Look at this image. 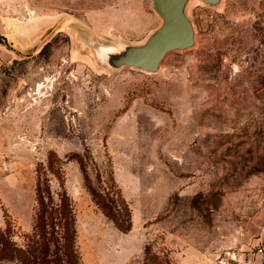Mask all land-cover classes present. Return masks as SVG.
I'll list each match as a JSON object with an SVG mask.
<instances>
[{"label": "rangeland", "instance_id": "1", "mask_svg": "<svg viewBox=\"0 0 264 264\" xmlns=\"http://www.w3.org/2000/svg\"><path fill=\"white\" fill-rule=\"evenodd\" d=\"M186 12L194 46L147 73L111 70L100 52L145 42L162 22L151 0H0V227L8 218L17 244L55 153L81 264H145L149 244L164 264L264 260V0ZM74 153L97 188L111 166L129 232L95 205Z\"/></svg>", "mask_w": 264, "mask_h": 264}, {"label": "trees", "instance_id": "2", "mask_svg": "<svg viewBox=\"0 0 264 264\" xmlns=\"http://www.w3.org/2000/svg\"><path fill=\"white\" fill-rule=\"evenodd\" d=\"M0 39H5L0 35ZM6 40V39H5ZM80 165L84 175L85 187L95 205L108 217L121 232H129L132 228V212L113 178L111 166L105 174L109 178L108 188L95 187L84 155L74 153L67 156ZM65 161L55 153L48 157L47 165L37 169L36 182V212L34 227L26 234L24 246L17 244L14 239V225L6 220V225L0 227V262L10 264H81L80 255L76 248V216L72 200L65 187ZM49 172L59 181V190L51 188ZM98 182L104 184L102 172H96ZM170 263L165 252L157 254L151 244L145 248V264Z\"/></svg>", "mask_w": 264, "mask_h": 264}, {"label": "water", "instance_id": "3", "mask_svg": "<svg viewBox=\"0 0 264 264\" xmlns=\"http://www.w3.org/2000/svg\"><path fill=\"white\" fill-rule=\"evenodd\" d=\"M191 0H151V6L162 22L140 45L104 48L100 56L107 68H137L156 73L163 59L171 52L186 51L195 44V30L186 8ZM218 6L221 0H200ZM66 14V13H65ZM27 31L25 30L24 35Z\"/></svg>", "mask_w": 264, "mask_h": 264}, {"label": "crops", "instance_id": "4", "mask_svg": "<svg viewBox=\"0 0 264 264\" xmlns=\"http://www.w3.org/2000/svg\"><path fill=\"white\" fill-rule=\"evenodd\" d=\"M50 14H65V11H58ZM235 264H264V260L259 254H255V256H250L247 258L240 256L238 257Z\"/></svg>", "mask_w": 264, "mask_h": 264}, {"label": "built area", "instance_id": "5", "mask_svg": "<svg viewBox=\"0 0 264 264\" xmlns=\"http://www.w3.org/2000/svg\"><path fill=\"white\" fill-rule=\"evenodd\" d=\"M218 264H228V260L227 259H224L222 258Z\"/></svg>", "mask_w": 264, "mask_h": 264}]
</instances>
